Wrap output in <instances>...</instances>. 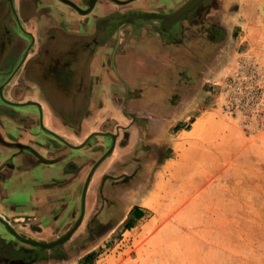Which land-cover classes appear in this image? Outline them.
<instances>
[{
    "label": "rangeland",
    "instance_id": "374dc122",
    "mask_svg": "<svg viewBox=\"0 0 264 264\" xmlns=\"http://www.w3.org/2000/svg\"><path fill=\"white\" fill-rule=\"evenodd\" d=\"M183 13L169 20L180 23L172 33L137 34L156 57L136 68L135 96L124 95L136 99L122 104L125 124L136 115L157 139L158 153L142 160L145 192L134 214L142 217L95 239L86 236L80 201L58 219L2 211L22 236L0 225L2 257L22 259L9 264H264V0H201ZM48 56L43 69L53 79ZM53 80L52 92H68ZM49 224L46 240L33 236ZM21 238L62 242L46 248Z\"/></svg>",
    "mask_w": 264,
    "mask_h": 264
},
{
    "label": "crops",
    "instance_id": "0c3cea01",
    "mask_svg": "<svg viewBox=\"0 0 264 264\" xmlns=\"http://www.w3.org/2000/svg\"><path fill=\"white\" fill-rule=\"evenodd\" d=\"M140 1L139 3L146 5L158 6L165 0ZM37 5V13L34 14H38V16L33 15L26 19V30L32 29L34 36L41 35L43 32H37L29 26L33 21H39L40 18L45 25L50 27L48 33L44 32L42 35L46 34L52 38H77L91 35V29L87 24L83 28L78 25V22L84 21L86 18L74 12L68 4L59 0H40ZM98 15L101 13L98 12ZM134 38L137 40L131 44L130 41L125 46H118L117 40L113 38L109 44L110 47L96 50L89 59L87 58L88 62L83 68L82 76L77 74L78 68L75 70L71 68L72 73L67 77L68 80L64 77L60 78L61 84L69 86L66 94L51 90L49 94H46L37 90L40 82L43 81L39 67H42L41 72L45 77V82L56 85L53 79L46 76L42 60L38 64L39 67L35 62L26 66L21 65L19 75L16 73L15 76L12 71L15 64L0 63V151L3 154L10 153L3 144L9 141L8 132L15 131L20 132L19 140L23 146L34 149L36 156L53 159V161L42 160L43 163H41L39 158L31 156L33 172L23 174L4 167L3 157H0V212L6 211L9 206L11 213L14 210L22 209L33 216L34 220L49 216L53 218L56 216V219L63 218L74 206L78 205L87 169L90 163L103 153L109 143L105 132H112L120 136L121 126L124 124L132 134L131 141L135 139L137 128L131 121L127 123L128 125L125 124L129 114L125 113L122 104H127L129 101L134 102L136 98L132 96V100H129L130 95H124L130 92L129 94L135 96L134 89L139 82H135L134 72L141 64L148 65L150 61L152 62L156 54L151 50V43L143 44L140 37L134 36ZM10 71L12 73L9 74ZM16 85H20V92L14 96L12 87ZM146 91L149 93L150 89H146ZM11 105L12 107H10ZM131 109L132 112L136 110L134 107ZM14 110L15 112H12ZM135 116L132 114L130 117L134 118ZM149 141H157V139L153 135ZM49 143L58 149L62 147L63 150L52 151L49 148ZM63 143L67 146H62ZM120 147L121 145L109 159L121 158ZM67 159H71L73 165L81 168L74 176L60 170L67 163ZM101 168L102 166L97 170L98 173ZM96 181L92 182L88 192L86 191L85 210L88 214L96 212V207L99 205L95 191L92 189L93 185L95 187ZM143 184L141 183L142 186ZM141 187L137 193L129 191L122 194V190H117L112 194L111 197L120 200L114 213L117 214L126 209V200L130 202V207L124 215L125 218L129 217L133 206L138 212H141V193L145 192ZM100 206L97 222H102V219L107 218L112 212V206L103 207V204ZM141 217L140 213L132 218ZM58 222L60 221L58 220ZM54 227L52 224L44 225L42 231H35L33 236L46 240L44 237L52 234ZM102 228L103 226L98 231H101ZM88 241L92 242V240L86 239L81 244L87 246L89 245ZM8 261L10 260L3 257L1 262L4 264L13 263Z\"/></svg>",
    "mask_w": 264,
    "mask_h": 264
},
{
    "label": "flooded vegetation",
    "instance_id": "af4514ba",
    "mask_svg": "<svg viewBox=\"0 0 264 264\" xmlns=\"http://www.w3.org/2000/svg\"><path fill=\"white\" fill-rule=\"evenodd\" d=\"M39 1L40 0H0V63L5 62L7 64H15L12 68L14 76L16 73L19 75V68L21 65L26 66L27 64L30 65L35 62L38 66L40 61L45 58L46 53L49 54L48 67L50 75L53 79H60L62 76L66 77L68 73L70 76L72 69L75 70L76 68H78L77 74L82 76L83 68L84 66L86 67L88 59L93 55V53H95L96 50L110 47L109 44L112 42L113 38L117 40L118 46H121L122 42H124L126 38L136 37L137 34L139 36L140 31L143 29L147 31V33H152L154 30L162 34L172 33L173 29L177 28L180 23L174 25L170 23L167 17L163 19H149L151 20L149 21L147 19H143L141 16L145 13H155L156 15H163L162 17H164L172 11L182 7L188 0L183 2L182 0H179L180 3L175 9H173L172 0H163L164 2L151 9L146 8V6H142L141 3H139L141 2L140 0H95L92 6H89L90 0H70L74 3V6L69 4L68 6L74 12L81 14L86 18L84 21L78 22L79 27L83 28V26L87 24L88 28L91 29V35L89 37L85 36L77 38H52L46 34L42 35L44 32L48 33L50 27L45 25L41 18L39 21H33V23L29 26L33 27L34 30H37V32H43L41 35L34 36L32 29L29 31L26 30V19H28V17H32L33 15L38 16V14H34V8L38 6L37 4ZM63 3L67 5L65 2ZM84 10L87 11L83 12ZM98 12H100L101 15L97 16ZM211 33H213V31ZM42 38L50 39L42 40ZM41 70L42 67H39V72L43 81H41L42 84L40 82L37 90L42 93L49 94L51 88L53 87L50 86V82L48 84L45 82V77L43 76ZM12 71H10L9 74L12 73ZM12 89V94L15 96L20 92V85H16L15 87L13 86ZM10 107H12V105ZM124 111L128 114L126 109ZM12 112H15V110ZM7 113H10V111H7ZM138 118L139 117L135 116L131 119V122L137 128V135L133 141H131L132 134L124 124L121 126L122 133L120 136L112 132H105L107 133L106 137L109 143L105 147L103 153L98 155V157L90 163V166L87 169V173L84 178V186L81 188V208L79 213L82 216L81 221H83L84 216H87L85 226L87 237L90 235H97L95 238L97 239L100 234L108 231V229H111L118 222L124 220L129 221L132 219L137 211L136 207L133 206L130 214L128 215L129 217L126 216L125 218L124 215L130 207V202L126 200V209L121 211L122 213L119 212V214L121 213L119 217L113 220L112 216L114 211L117 210L116 208L118 207L120 200L116 202L111 195L117 190H122V194H126L129 191H132L133 193L139 192V189L142 186L141 183H143L142 174L144 169L142 168V160L145 155H150V150H152L154 154L158 153V148L156 147L157 142L149 141V138H152L151 126L145 125L142 122V119ZM8 133L10 135L9 141L3 145L10 153L3 154L0 151V157H3L2 159L5 163L4 167H7L13 172L18 171L23 174L33 172L31 170L33 162L31 156H36L34 149L23 146L19 140L20 132L10 131ZM45 141L47 142V140ZM63 145L64 147L67 146V144L64 143L62 146ZM119 145H121L119 148V151L122 152L121 158L115 160L109 159L114 151L118 149ZM49 146L52 151L63 150L62 147L58 149L51 143H49ZM64 155L67 154L64 153ZM68 155H70V153H68ZM36 158H39L38 160H40L41 163L45 160L53 161V159H43L40 158V156H36ZM153 158L155 159L156 157ZM66 162L67 163L61 167V172L74 175L76 172L81 170L79 166L73 165L71 159H67ZM104 162H108L110 164H105ZM100 166H102V168L98 173L97 170ZM96 177L98 178L97 181L95 180ZM95 181L97 183L95 184V187L93 185L92 189H94L96 200L99 202L98 207H96V212L101 209L100 205L102 204L103 207L112 206V212L107 218L102 219V222L96 221L100 211L98 213L92 212L88 214L85 210L86 191L88 192L90 188L89 186ZM8 207L9 206H7L4 213L10 215L11 210L9 209L10 207ZM13 212L25 213L22 209H17ZM0 225L5 226V228H9L12 233L15 231L20 238L21 235L14 229L15 227L10 225L2 216H0ZM37 226L34 225L33 227L35 228ZM102 226V230L98 231ZM8 235L11 236V234ZM3 247L2 241H0V264L3 263L1 262L3 259L2 254L4 252ZM4 258L9 259L10 261L8 262H22L20 257Z\"/></svg>",
    "mask_w": 264,
    "mask_h": 264
},
{
    "label": "water",
    "instance_id": "95a60500",
    "mask_svg": "<svg viewBox=\"0 0 264 264\" xmlns=\"http://www.w3.org/2000/svg\"><path fill=\"white\" fill-rule=\"evenodd\" d=\"M61 1H63V2H65V3H67V4H69V5H71V6H74V3L73 2H71L70 0H61ZM201 1V0H200ZM199 3V2H198ZM196 6V5H195ZM194 6V7H195ZM184 7V6H183ZM182 7V8H183ZM193 7V8H194ZM182 8H180V9H182ZM192 8V9H193ZM180 9H178L177 11H179ZM192 9H190V10H192ZM189 9H185V11H184V13H187V12H189L190 11ZM175 13V12H174ZM174 13H171L170 15H169V20L171 21V22H173V21H175V20H172V18H171V15L173 16L174 15ZM183 13V14H184ZM182 15V14H181ZM180 15V16H181ZM180 16H178V18L180 17ZM165 17H168V15H166V16H164V17H162V18H165ZM14 232V231H13ZM22 240H24V241H26V242H28V243H31V244H35V245H39V246H42V247H46V248H50V247H52V246H54V245H56V244H59V243H61L62 241L61 240H59V241H56V242H37V241H31V240H28V239H23V238H21Z\"/></svg>",
    "mask_w": 264,
    "mask_h": 264
},
{
    "label": "bare ground",
    "instance_id": "6f19581e",
    "mask_svg": "<svg viewBox=\"0 0 264 264\" xmlns=\"http://www.w3.org/2000/svg\"><path fill=\"white\" fill-rule=\"evenodd\" d=\"M93 2H94V0H90V2H89V6H91ZM198 2H200V0H189V1L187 2V4H185L184 7H183L182 9H180L179 11H176V12L174 13L173 16L171 15L172 20H176V18H177L179 15H181V14L185 11V9H186V10H187V9H191V8H192L193 6H195ZM84 11H85V10H84ZM84 11H83V12H84ZM165 18H166V17H165ZM167 19L169 20V17H167ZM196 128H197V124H195V125L193 126V128H192L191 131H190V133L195 132ZM114 214H116V213H114ZM114 214H113V215H114Z\"/></svg>",
    "mask_w": 264,
    "mask_h": 264
},
{
    "label": "trees",
    "instance_id": "16d2710c",
    "mask_svg": "<svg viewBox=\"0 0 264 264\" xmlns=\"http://www.w3.org/2000/svg\"><path fill=\"white\" fill-rule=\"evenodd\" d=\"M138 215H140V213Z\"/></svg>",
    "mask_w": 264,
    "mask_h": 264
}]
</instances>
